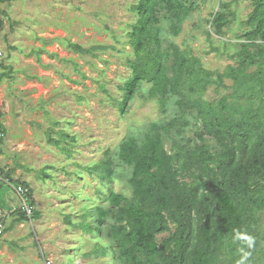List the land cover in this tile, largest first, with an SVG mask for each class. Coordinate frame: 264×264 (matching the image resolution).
<instances>
[{"label": "trees", "instance_id": "trees-1", "mask_svg": "<svg viewBox=\"0 0 264 264\" xmlns=\"http://www.w3.org/2000/svg\"><path fill=\"white\" fill-rule=\"evenodd\" d=\"M15 1L0 0V36L10 15L2 5ZM209 1L136 0L130 6L136 15L127 39L130 77L119 86L122 96L116 106L126 115L130 103L144 93L171 119L130 129L117 147L92 162L74 161L72 171L69 163L79 152V135L70 130L71 121L50 123L48 142L67 160L62 170L75 179L97 181L95 212L62 213L68 230L82 233L78 242L88 246L83 258L107 259L103 264H264V0H250L253 11L245 20L236 8L239 0H220L219 10L202 20L212 43L214 35L227 36L236 21L244 27L234 36L235 44L225 40L221 47L213 45L232 61L223 70L208 67L192 47L173 41L165 46L166 37L180 35L201 3ZM68 44L82 56L97 57L115 48ZM6 62L7 57L0 84L3 77H13ZM101 89L108 92L105 84ZM212 89L218 98H210ZM80 100L87 101L83 96ZM199 123L192 141L186 133ZM0 130L2 154L7 135L3 117ZM14 173L0 168V191L8 180L13 187L29 189L28 202L37 205L31 183L15 179ZM116 184L123 191H116ZM8 206L16 223L42 217L37 208L30 218L23 202ZM4 220L0 217V223ZM164 234L168 237L160 241Z\"/></svg>", "mask_w": 264, "mask_h": 264}, {"label": "rangeland", "instance_id": "rangeland-1", "mask_svg": "<svg viewBox=\"0 0 264 264\" xmlns=\"http://www.w3.org/2000/svg\"><path fill=\"white\" fill-rule=\"evenodd\" d=\"M135 2L18 0L2 5L10 15L0 36V48L9 63L7 72L13 67V77H3L0 84V108L7 128L0 168L16 169L15 179L31 183L42 217L33 220V225L14 222L10 210L4 209H10L8 205L19 207L22 197L7 180L3 182L0 207L4 209H0V216L5 217L6 230L10 234L3 237L0 264H65V260L71 263L76 257H79L76 264L107 261L83 258L81 255L88 246L78 242L82 233L69 231L62 216L67 211L72 213V209H83L90 215L95 212L92 202L98 197L93 195L97 181L87 176L69 177L62 170L67 160L50 146L47 132L51 122H73L69 128L79 135V152L70 160L69 170L72 171L74 161L92 162L108 148L117 147L130 129L168 117L171 119L170 115L160 111L156 100L146 99L144 93L130 103L126 115L116 106V100L122 96L119 86L130 77L126 62L131 47L127 39L131 24L136 20V15L130 11ZM237 5L240 20H245L253 11L250 0H239ZM219 6L220 0L201 3L193 18L184 24L180 35L171 33L166 37L165 46L173 41L184 48L192 47L196 54L205 57L208 67L225 69L232 61L226 53L216 52L213 45L221 47L225 40L235 44L234 36L244 27L236 21L227 36L221 39L214 35V43L210 42L205 33L208 27L202 20L212 11L219 10ZM70 41L87 47L105 44L115 48L100 51L97 57L82 56L69 49ZM102 84L107 86L108 92L101 89ZM80 96L87 101H81ZM209 96L212 99L219 97L213 89ZM200 126L201 123L192 125L187 131L190 140H197L196 132ZM167 147L173 149L172 143L169 142ZM26 168L30 170L27 172ZM47 173L53 177L46 178ZM114 188L120 192L125 187L116 184ZM167 237L168 234L160 236V241ZM37 240L49 260L43 258ZM70 246L78 249H70L65 257L64 252Z\"/></svg>", "mask_w": 264, "mask_h": 264}, {"label": "built area", "instance_id": "built-area-1", "mask_svg": "<svg viewBox=\"0 0 264 264\" xmlns=\"http://www.w3.org/2000/svg\"><path fill=\"white\" fill-rule=\"evenodd\" d=\"M5 58H6V54H5V52L0 48V71H1V68H2V63H3V61L5 60ZM2 114H3V111H2V109L0 108V119H2ZM2 137H3V134H2V132H1V130H0V146H1V139H2ZM15 188V190L18 192V193H20V194H24V188H21V187H18V186H15L14 187ZM25 208L27 209V212H28V214H30V215H32L33 214V211H34V206L33 205H28V203H25ZM4 229H5V226H4V224L3 223H0V235H2L3 233H4ZM50 264H51V262H50Z\"/></svg>", "mask_w": 264, "mask_h": 264}, {"label": "clouds", "instance_id": "clouds-1", "mask_svg": "<svg viewBox=\"0 0 264 264\" xmlns=\"http://www.w3.org/2000/svg\"><path fill=\"white\" fill-rule=\"evenodd\" d=\"M8 181V180H7ZM24 194H20V193H18L17 191V193L22 197V202H23V205H25V203H28V205H31V204H29V202H28V200H29V198H28V196H27V193H28V191H29V189H25L24 188ZM36 194V193H35ZM34 197H35V195H34ZM34 206V205H33ZM38 208V206L37 205H35L34 206V211H35V209H37ZM33 211V212H34ZM28 216L30 217V218H32L33 216L32 215H30V214H28ZM0 217H2V216H0ZM33 219H31V221H32ZM30 221V223L29 224H31V225H33V221L31 222ZM1 223H3L4 224V226H5V229H6V220H4V222H1ZM5 229H4V233L2 234V235H0L1 237H3L4 235H5ZM37 234V233H36ZM44 258V257H43ZM45 259H47V260H49V258L48 257H46Z\"/></svg>", "mask_w": 264, "mask_h": 264}, {"label": "crops", "instance_id": "crops-1", "mask_svg": "<svg viewBox=\"0 0 264 264\" xmlns=\"http://www.w3.org/2000/svg\"><path fill=\"white\" fill-rule=\"evenodd\" d=\"M6 64H7V65L9 64L8 61L6 62ZM4 71H6V70H5V68L2 67V68H1V71H0V75L3 74ZM4 104H5V102H4ZM4 144H5V143H4ZM2 154H3V153H2ZM13 170L16 171V169H13ZM7 210H8V209H7ZM18 224H19V223H18ZM20 224H23V223H20ZM6 225H7V221H6ZM17 228H18V230H19V226H18ZM6 233H7V234H10V232H8L7 230L5 231V235H6ZM5 235H4V236H5ZM4 236H3V237H4ZM3 237H2V241H1V243H0V248H2L3 243H4V242H3ZM2 242H3V243H2Z\"/></svg>", "mask_w": 264, "mask_h": 264}, {"label": "bare ground", "instance_id": "bare-ground-1", "mask_svg": "<svg viewBox=\"0 0 264 264\" xmlns=\"http://www.w3.org/2000/svg\"><path fill=\"white\" fill-rule=\"evenodd\" d=\"M22 188V187H21Z\"/></svg>", "mask_w": 264, "mask_h": 264}]
</instances>
